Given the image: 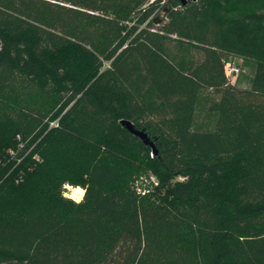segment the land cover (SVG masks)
<instances>
[{"label":"trees","instance_id":"1","mask_svg":"<svg viewBox=\"0 0 264 264\" xmlns=\"http://www.w3.org/2000/svg\"><path fill=\"white\" fill-rule=\"evenodd\" d=\"M0 264H264V0H0Z\"/></svg>","mask_w":264,"mask_h":264},{"label":"rangeland","instance_id":"2","mask_svg":"<svg viewBox=\"0 0 264 264\" xmlns=\"http://www.w3.org/2000/svg\"><path fill=\"white\" fill-rule=\"evenodd\" d=\"M159 15H162V12L159 13ZM229 63L232 65H235L238 68V71L235 72L233 76H229V81L235 85L238 86H248L251 82L252 74H253V63L249 60H246L244 58H241L236 55L227 54L226 55V63L224 65V70L226 73H228V65ZM212 97V93L210 89H202L200 93V97L196 106V112H195V119H194V127L198 129H211L213 128L215 116L212 113H209L207 111V106ZM77 178L81 181L85 179V176L78 174L76 175ZM139 177H145L149 181H152L151 184H149L150 191L145 193L149 194L152 192V190L161 191V193H164L168 187V183L159 181L156 175L153 173L152 170L147 169L142 171L140 174H137L133 177L131 181V189L135 191V183L139 179ZM154 179V180H153ZM182 180V176L173 177L170 179V183H173L175 181ZM156 184H155V183ZM64 195L69 197L70 199L76 201L77 197L73 195V190L77 187H79L82 191L85 192L84 186L79 183L77 185H73L70 183H65L64 185ZM137 194V193H136ZM80 198V197H79Z\"/></svg>","mask_w":264,"mask_h":264},{"label":"built area","instance_id":"3","mask_svg":"<svg viewBox=\"0 0 264 264\" xmlns=\"http://www.w3.org/2000/svg\"><path fill=\"white\" fill-rule=\"evenodd\" d=\"M228 68H229L228 69L229 70L228 73L225 72L228 78H229V76H233L235 74V72L238 71V68L235 65H233V64L231 65L230 63L228 65ZM21 146H22V143L19 142L18 143V148H20ZM8 153H9V155L13 156V155H15V150L11 149V150H9ZM19 161H20V158H17L16 159V163H18ZM151 182L152 181H149L145 177H139V179L135 183L136 193L140 194V195H144L145 193L149 192L150 191V189H149L150 185L149 184H151Z\"/></svg>","mask_w":264,"mask_h":264},{"label":"water","instance_id":"4","mask_svg":"<svg viewBox=\"0 0 264 264\" xmlns=\"http://www.w3.org/2000/svg\"><path fill=\"white\" fill-rule=\"evenodd\" d=\"M186 1H192V0H182V3H185ZM159 16H161V15H159ZM154 22L156 23L157 19H155ZM120 122L129 132H131L134 135H136L137 137H139L144 144L151 146L152 150L155 151V146H154V141H153L154 138L150 137L148 132L144 128H142V129L137 128L128 119H121Z\"/></svg>","mask_w":264,"mask_h":264},{"label":"clouds","instance_id":"5","mask_svg":"<svg viewBox=\"0 0 264 264\" xmlns=\"http://www.w3.org/2000/svg\"><path fill=\"white\" fill-rule=\"evenodd\" d=\"M76 191H77V192H80L81 195H80V198H78L75 202L78 203V204H79V203H82V202H83L84 191H82L79 187H77Z\"/></svg>","mask_w":264,"mask_h":264},{"label":"bare ground","instance_id":"6","mask_svg":"<svg viewBox=\"0 0 264 264\" xmlns=\"http://www.w3.org/2000/svg\"><path fill=\"white\" fill-rule=\"evenodd\" d=\"M76 189H77V188H75V189L73 190V192H74L73 195H75V196L77 197V199H78V198L80 197L81 193H80V192H77Z\"/></svg>","mask_w":264,"mask_h":264}]
</instances>
